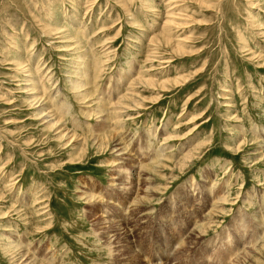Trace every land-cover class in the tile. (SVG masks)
Here are the masks:
<instances>
[{
	"label": "rangeland",
	"instance_id": "obj_1",
	"mask_svg": "<svg viewBox=\"0 0 264 264\" xmlns=\"http://www.w3.org/2000/svg\"><path fill=\"white\" fill-rule=\"evenodd\" d=\"M24 261L264 264V0H0V264Z\"/></svg>",
	"mask_w": 264,
	"mask_h": 264
},
{
	"label": "bare ground",
	"instance_id": "obj_2",
	"mask_svg": "<svg viewBox=\"0 0 264 264\" xmlns=\"http://www.w3.org/2000/svg\"><path fill=\"white\" fill-rule=\"evenodd\" d=\"M138 79V78H137ZM140 79V78H139ZM141 81V80H140ZM35 83V82H34ZM34 89V88H33ZM35 94V93H34ZM34 98V97H33ZM39 103V102H38ZM48 108H50V107H48ZM48 116H51V115H48ZM47 116V117H48ZM45 117V116H44ZM41 118V119H45V118ZM48 118H50V117H48ZM52 118V117H51ZM55 119H53V120H51V121H53L54 123V125L57 123L56 121H54ZM47 121H50V120H47ZM49 123V122H48ZM52 123V122H51ZM53 128V127H52ZM61 133V132H60ZM114 148H117L116 149V151L117 152H119L120 153V155H123L124 153H125V151H126V146L123 144V142H121L120 140L118 141H116V144H115V146H114ZM191 154H193L192 152H191ZM187 155H190V154H187ZM191 157H192V155H191ZM142 174L141 173H139V177L141 176ZM24 264H31L30 263V261H24L23 262Z\"/></svg>",
	"mask_w": 264,
	"mask_h": 264
}]
</instances>
